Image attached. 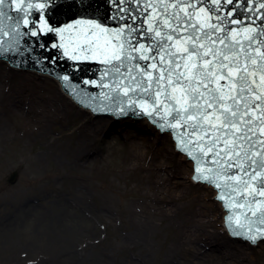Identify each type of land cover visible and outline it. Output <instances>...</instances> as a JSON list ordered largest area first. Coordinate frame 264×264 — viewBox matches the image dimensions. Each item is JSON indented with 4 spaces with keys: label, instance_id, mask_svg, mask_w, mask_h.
Listing matches in <instances>:
<instances>
[{
    "label": "snow or ice",
    "instance_id": "1",
    "mask_svg": "<svg viewBox=\"0 0 264 264\" xmlns=\"http://www.w3.org/2000/svg\"><path fill=\"white\" fill-rule=\"evenodd\" d=\"M29 44L76 71L98 61L99 78L83 80L106 102L92 94L93 109H138L172 131L194 179L219 190L232 235L264 242V0H0V54Z\"/></svg>",
    "mask_w": 264,
    "mask_h": 264
},
{
    "label": "rangeland",
    "instance_id": "2",
    "mask_svg": "<svg viewBox=\"0 0 264 264\" xmlns=\"http://www.w3.org/2000/svg\"><path fill=\"white\" fill-rule=\"evenodd\" d=\"M17 71L23 70L7 60H0V92L10 90L4 85L12 83ZM25 73L42 77L37 79L42 91L46 90L43 81L54 85L60 83L47 72L40 74L31 69ZM62 94L69 95L67 92ZM19 100L22 109L29 111L32 107L29 97H19ZM71 100L73 110L64 113L60 123L48 126L50 138L53 137L52 147H49L41 144L48 138L28 144L18 129L10 139H3V121L12 127L18 125L19 120L20 123L25 121L19 113L12 121L2 118L4 103L0 98V264H127L128 260L134 264H164L163 252L174 243L180 232L179 226L191 217L189 211L196 194L200 195L201 208L207 213L219 209L218 192L213 193L216 188L209 183L197 182L194 171L189 174L191 167L188 166L184 177L170 175L168 185L180 198L170 218L161 215L158 207L163 203H158L150 186L141 184L138 177L140 169L135 167L136 162L132 159V143L140 144L139 158L145 165L184 163L182 157L185 154L177 149L170 132L164 135L146 117L139 126H148L150 131L155 128L153 138L140 136L135 129H126L124 133L119 129L120 134L104 146L106 155L99 152L89 161L86 154L85 160L89 162L84 167H71V156L67 152L69 147L76 145L79 139L77 128L82 123L81 116H76L80 105L72 97ZM82 109L89 113L84 121L92 119L93 123L106 124L105 130L89 142L88 151H102L104 133L114 117L95 121L93 111L89 112L85 106ZM92 125L88 124V129ZM44 150L48 152L40 154ZM15 171L18 175L12 183L9 177ZM78 188L84 191L83 199L71 195V191ZM211 204L215 205L213 210ZM135 213L149 215L155 221L149 247L142 252L139 249L128 251L119 238L128 233L127 225ZM215 223L221 227L222 218ZM228 233L232 239L233 235ZM233 244L239 248L234 252L237 255L249 257L251 264H264V242L245 245L239 240ZM206 249L211 256H204L199 264H222L216 259L219 255L217 248ZM177 255L185 256L186 253L177 249ZM227 261V264H241L231 258Z\"/></svg>",
    "mask_w": 264,
    "mask_h": 264
},
{
    "label": "bare ground",
    "instance_id": "3",
    "mask_svg": "<svg viewBox=\"0 0 264 264\" xmlns=\"http://www.w3.org/2000/svg\"><path fill=\"white\" fill-rule=\"evenodd\" d=\"M16 78L12 83H5L4 87L9 86L10 90L5 93L0 92V98H3V113L5 114L2 118H8L9 120H14L15 115L19 113V117L22 118L24 123H19L16 126L4 124V134L3 139H10L11 136L16 134L17 129L21 132L23 138L28 144H34L37 141H47L41 143L42 146L52 147V138H50V131L48 129L49 125H54L60 123L63 119V114L68 113L73 110L74 104L69 95L62 94L65 90L62 84H48L43 81L46 85V90H41L39 85V78L41 76H29V74L23 71H17L15 73ZM44 92V93H43ZM47 93V94H46ZM29 97L32 102V107L29 111H24L20 105L21 99ZM79 106V105H78ZM88 112L80 106V109L76 112V116H81V124L77 128L79 133V139L74 147H69L67 152L71 156V162L69 165L72 167L86 165V154L90 149L89 142L94 138L95 135L103 132L106 128L104 123H93L92 119L84 121L88 116ZM88 124H93L91 129H88ZM133 154L132 159L136 162L135 167L139 168L138 177L141 184H148L150 190L153 191L155 199L158 203H163V206L159 205L158 210L164 217L170 218L171 214L177 207L180 196L174 195L171 188L169 187L170 175L171 176H182L184 177L188 171L190 175L194 171V163L192 160H188L187 156L182 157L184 161L176 165L160 162L159 164H143L140 161L141 156V146L138 143L133 142ZM45 152H41L43 154ZM186 156V157H185ZM40 159V158H39ZM94 159V158H92ZM187 160L189 163H187ZM170 167V169H168ZM164 171V172H163ZM182 182L181 184H183ZM71 195L83 199L84 191L82 188L77 190H72ZM217 191L213 189L215 194ZM206 195V193H205ZM200 196V195H199ZM196 194L191 207L190 218L179 226V233L175 236L174 243L167 246L163 252L164 264H199L201 258L210 257L211 254L207 251V247L210 249L217 248L219 255L216 259L220 260L222 264H227L229 261L227 259L231 258L233 260H239L241 264H251L249 257L239 256L234 252L238 251V246H234L232 239L228 236L230 235L228 229L225 225V217L227 215V209H225L222 203H217L218 210L216 212L207 213L206 210L201 208L202 200ZM211 209L213 210L215 205L211 204ZM222 218V226L218 227L215 222L218 218ZM131 218V217H130ZM155 221L150 219L149 215H136L132 216V222L127 225L128 233L123 236H119L124 243V246L128 251L133 249L142 252L147 250L149 247V239L154 228ZM177 249L185 252V256H178ZM263 252V250H261ZM264 253V252H263ZM127 264H134L129 260Z\"/></svg>",
    "mask_w": 264,
    "mask_h": 264
},
{
    "label": "water",
    "instance_id": "4",
    "mask_svg": "<svg viewBox=\"0 0 264 264\" xmlns=\"http://www.w3.org/2000/svg\"><path fill=\"white\" fill-rule=\"evenodd\" d=\"M98 3L102 4V3H104V0H98ZM50 13H51L53 19L63 20V15L59 10H51L50 9ZM11 14L13 16L18 15L14 11ZM108 14H110V13H108ZM5 23H7V21ZM8 39H9L8 36L4 37L5 41H7ZM28 39H34V38H26V40H28ZM49 39H50V37L46 38V41ZM28 47H32L34 50L32 52H27L22 48L21 52L18 54L17 53L0 54V58H3V57L7 58L12 63H14V65L25 67V68L20 67L21 70H23V72L31 70V69H26V68H36V69H33V71L35 73L40 72V74H45V72H49L50 74L55 75L59 79H60V76H62V75H66V74L71 75V76H73L72 83L79 84L81 88L86 89V91L89 93V96H84L81 99H77V97L70 91L69 88H67L65 86V83L60 79L63 82L62 84L64 85L65 89L70 94H72V96L75 98V100L78 101V103L83 104V105L88 106V107H91L93 109V107H92L93 101L90 98L92 94H95L97 97L96 100L94 101V103H96L97 105L102 104V103H106L103 100V98L99 96L101 88L98 85H84L83 84L84 79H98L99 78V70L103 66L98 61L85 62L82 65L83 70L76 71L74 69L72 61L60 59V60H58V62L56 64H52V63H50V61L45 60V57L56 58L58 55L57 50H50V47L40 48L35 44H29ZM0 60L4 61L6 59H0ZM15 67H17V66H15ZM37 69L45 71V72L39 71ZM81 107H83V106H81ZM88 109H89V112L92 111V109H90V108H88ZM95 112L97 114H100V113L104 114V115H101V114L96 115L94 113L95 121H96V119L101 120V119L112 118L111 115L114 117L134 116L136 118H143V117L147 116V115L140 113L138 109L135 112L129 111L127 114H124V115H117L114 112H102V111L101 112L95 111ZM107 115H110V116H107ZM147 117L151 120L152 123H154L153 119L151 117H149V116H147ZM144 120H145V118H143V120L142 119H133V118H123V117L114 118L112 124L109 125V128L104 133V139H103V142L101 143V145L103 146L102 151L99 149L97 151H88L86 156L88 157L89 161L92 158H94L96 155H98L99 152L101 155L107 154L106 150L104 149V146L109 141H112V138H115L116 135L120 134L119 129H123V133L126 131V129H130V128L132 130L135 129V130H138L140 132V136H151L153 138V136L156 132L155 128H153L152 131H150L148 129V126H139V122H143ZM154 124H156V123H154ZM163 133H164V135L168 134V132H166V131ZM173 135H174V133H173ZM174 140H175V138H174ZM177 148H178V143H177ZM182 153H184V152H182ZM17 175H18L17 171L13 172V174L9 177L10 182L14 183L17 179ZM199 182L208 183V182H204V181H199ZM209 184H211V183H209ZM217 198H219V196H217ZM220 202L223 204V202L221 200H220ZM228 212H229V210H228ZM226 219H227V217H226ZM226 227H227V225H226ZM239 240H242V239L241 238H235L234 236L232 237V243L237 242ZM242 242H244L245 245H254V244H251L250 242H248L244 239L242 240ZM259 244H256V245H259Z\"/></svg>",
    "mask_w": 264,
    "mask_h": 264
}]
</instances>
